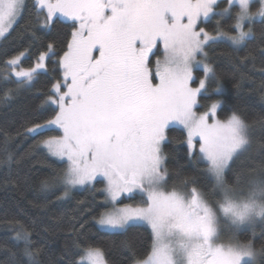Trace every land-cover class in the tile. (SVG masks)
<instances>
[{
    "label": "snow or ice",
    "instance_id": "6c2138e0",
    "mask_svg": "<svg viewBox=\"0 0 264 264\" xmlns=\"http://www.w3.org/2000/svg\"><path fill=\"white\" fill-rule=\"evenodd\" d=\"M251 4L228 0V7L217 12V0H33L36 27L48 28L58 14L74 22L57 61L61 79L45 101L56 111L25 130L40 135L54 127L60 133L37 142L66 164L60 174L43 178L40 189H62L58 199H63L102 178L103 211L94 218L99 229L150 230L149 250L142 258L133 254V264H264V244L257 248L254 243L255 227L264 226V164L250 176L226 179L235 159L252 146L251 125L234 107L218 118L221 100L197 111L203 107L198 97L207 94L206 81L217 84L214 94L222 93L205 48L218 41L239 46L254 38L250 25L257 18L264 22V0L255 12ZM25 8L26 0H0V37ZM211 16L232 21L231 34L219 20L215 35L198 27ZM53 47L48 45L49 52ZM47 55L27 69L20 67L24 52L12 57L5 62V83L14 77L18 85H30L45 69ZM194 67L204 73L196 88L191 87ZM170 125L182 126L186 156L206 165L213 181L210 193L190 177L168 186L163 146ZM136 195L141 203H123ZM15 223L11 264H39L32 233ZM242 228L252 230L246 240L238 238ZM74 247L83 253L74 264H108L99 247L79 242Z\"/></svg>",
    "mask_w": 264,
    "mask_h": 264
},
{
    "label": "trees",
    "instance_id": "16d2710c",
    "mask_svg": "<svg viewBox=\"0 0 264 264\" xmlns=\"http://www.w3.org/2000/svg\"><path fill=\"white\" fill-rule=\"evenodd\" d=\"M32 5L33 0H26L22 18L0 40V264H11L8 249L16 251L13 237L17 221L32 233L33 247L39 249V264H74L82 254L75 250L76 242L84 247H99L110 264H133V254L142 258L149 250L150 230L140 226L130 227L124 233L99 229L94 218L103 211L102 179L91 186L71 190L63 199H58L63 196L62 189L48 192L40 189L43 178L53 172L60 174L66 167L37 146L38 141L59 131L51 128L43 129L40 135H27L25 130L51 119L56 111L54 105L45 101L52 95L53 85L61 79L57 61L66 50L74 22L56 16L48 28L36 27ZM227 5L228 0H219L215 11ZM257 5L253 1L251 6ZM218 20L225 31L231 32L228 25L232 21L227 18L211 16L202 23L208 31L215 32ZM30 21L33 27L27 28ZM250 27L254 38L243 45L218 41L205 48L222 93L214 94L217 84L209 80L207 94L199 96L203 107L198 109L205 110L212 101L221 99L223 103L218 109L221 119L234 107L251 125L253 147L235 159L226 173L229 183L235 175L250 176L253 169L258 172L264 164V22L254 20ZM49 44L54 46L52 52ZM21 52L24 56L20 67L25 68L34 67L38 57L47 52L45 69L38 71L30 85H18L14 77L5 83V62ZM202 73L199 69L198 74ZM167 136L169 142L163 149L167 156L168 186L190 177L195 178L197 187L210 193L213 181L205 172L206 165L190 160L186 145L180 143L185 138L183 128L169 126ZM127 200L130 199L123 202ZM251 231L242 228L238 238L248 239ZM254 231V243L259 248L264 244V226L259 224Z\"/></svg>",
    "mask_w": 264,
    "mask_h": 264
},
{
    "label": "rangeland",
    "instance_id": "374dc122",
    "mask_svg": "<svg viewBox=\"0 0 264 264\" xmlns=\"http://www.w3.org/2000/svg\"><path fill=\"white\" fill-rule=\"evenodd\" d=\"M253 1H257L258 2V5H257V7L256 6H251V10L253 11V12H255V11H257V9L260 7V0H252V2ZM218 2H219V0H217V4H218ZM252 5V4H251ZM223 7H225V6H223ZM222 7V8H223ZM226 7H228V5L226 6ZM215 10H218V8H216ZM57 16H59V17H61L62 19H65V20H69L68 18H65V17H63V16H61V15H57ZM209 19V18H208ZM207 19V20H208ZM257 19H260V18H257ZM256 19V20H257ZM198 27H202V28H204L207 32H209L210 34H213V35H215V32H210V31H208L207 29H206V27L204 26V24L201 22L199 25H198ZM247 30V29H246ZM230 34H231V32H230ZM2 39V37H0V40ZM205 51H206V49H205ZM162 55V53L161 52H157L156 53V56H161ZM22 58V57H21ZM45 59H46V57H45ZM154 59L155 58H153V61H154ZM197 59H203V57H200V56H198L197 57ZM38 61V60H37ZM45 61V60H44ZM44 61H43V63H44ZM207 63H209L208 61H206ZM37 63V62H36ZM22 68H25V67H22ZM25 69H27V68H25ZM200 68H198V67H194L193 68V80H192V82H191V87H193V88H196V87H198L199 86V80L200 79H203L204 78V74L202 73V74H198V70H199ZM19 70V69H18ZM208 82H209V80L208 81H206V88H207V86H208ZM208 89V88H207ZM218 100H221V99H218ZM198 101H199V97H198ZM216 101V100H215ZM206 110V109H205ZM205 110H200V109H198L197 108V111L198 112H203V111H205ZM216 115H217V117L218 118H220L219 117V114H218V110H217V113H216ZM221 119V118H220ZM170 126H172V125H170ZM173 126H178V127H181L182 128V126H180V125H173ZM54 128V127H53ZM60 133H58V134H56V135H59ZM251 140H252V146L250 147V149L253 147V138H251ZM249 150V149H248ZM247 150V151H248ZM247 151H245L244 153H246ZM250 151V150H249ZM98 179H102V178H100V177H98L97 178V180ZM94 184V183H93ZM92 184V185H93ZM87 186H91V185H85V186H83V187H77V188H74V189H81V188H85V187H87ZM73 190V189H72ZM139 196V195H138ZM136 198H134V199H130V200H127V201H124L123 203H130V204H133L134 206L136 205V204H138V203H141V197L139 196V197H137V195L135 196ZM123 199V198H122ZM257 225H259V224H257ZM83 258V253L80 255V257H79V261L81 260ZM108 264H110V263H108Z\"/></svg>",
    "mask_w": 264,
    "mask_h": 264
}]
</instances>
